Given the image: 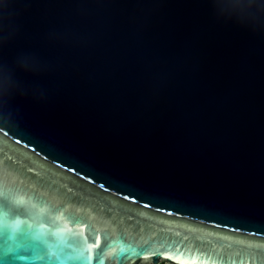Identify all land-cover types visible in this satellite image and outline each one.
Instances as JSON below:
<instances>
[{
  "label": "water",
  "instance_id": "obj_1",
  "mask_svg": "<svg viewBox=\"0 0 264 264\" xmlns=\"http://www.w3.org/2000/svg\"><path fill=\"white\" fill-rule=\"evenodd\" d=\"M0 22L5 59L44 64L0 97V264H264V0H0Z\"/></svg>",
  "mask_w": 264,
  "mask_h": 264
},
{
  "label": "clouds",
  "instance_id": "obj_2",
  "mask_svg": "<svg viewBox=\"0 0 264 264\" xmlns=\"http://www.w3.org/2000/svg\"><path fill=\"white\" fill-rule=\"evenodd\" d=\"M233 14L241 19L239 12ZM243 22L251 24L250 15L243 16ZM19 34V28L14 32H6L2 22H0V97H7L8 100L15 99L17 95L25 94L26 84L18 73L39 74L44 65L34 53L20 52L10 60L5 59L4 48L14 42Z\"/></svg>",
  "mask_w": 264,
  "mask_h": 264
},
{
  "label": "snow or ice",
  "instance_id": "obj_3",
  "mask_svg": "<svg viewBox=\"0 0 264 264\" xmlns=\"http://www.w3.org/2000/svg\"><path fill=\"white\" fill-rule=\"evenodd\" d=\"M13 193L8 190H0V199H12Z\"/></svg>",
  "mask_w": 264,
  "mask_h": 264
},
{
  "label": "built area",
  "instance_id": "obj_4",
  "mask_svg": "<svg viewBox=\"0 0 264 264\" xmlns=\"http://www.w3.org/2000/svg\"><path fill=\"white\" fill-rule=\"evenodd\" d=\"M158 264H166V263H163V262H162V263H158Z\"/></svg>",
  "mask_w": 264,
  "mask_h": 264
}]
</instances>
